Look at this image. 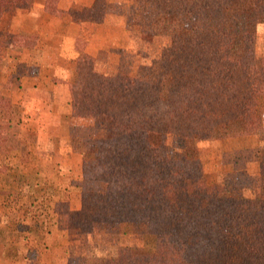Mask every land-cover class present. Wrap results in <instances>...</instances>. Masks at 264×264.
<instances>
[{
    "label": "trees",
    "instance_id": "obj_1",
    "mask_svg": "<svg viewBox=\"0 0 264 264\" xmlns=\"http://www.w3.org/2000/svg\"><path fill=\"white\" fill-rule=\"evenodd\" d=\"M32 1L0 0V18L6 8L26 9ZM56 1L47 3V10L55 15ZM186 1L210 17L227 8L231 15L233 5L240 0ZM249 2L253 11L264 13V0ZM255 43V32L234 26L187 40L174 36L162 54L161 73L175 76V101L161 95L159 80L153 83L141 77H125V83L113 79L105 87L107 95L98 96L102 115L133 111L135 120L132 127L110 138L108 149L94 153L104 191L83 194L84 200L94 202L89 206L82 201L78 213L84 216L89 208L92 213L108 211L120 222L154 225L162 236L171 229L199 225L205 233L196 231L195 235L209 244L207 252L192 257L167 252L131 253L130 259L139 258V264H264V199L256 210H237V200L228 196L222 185L206 181L201 160L194 152L174 151L166 143L170 134L192 139L227 123L234 125L236 135H251L261 129L257 110L264 105V54L256 57ZM76 72L79 84L85 76L94 78L92 83L106 80L95 73L93 59L85 54L78 57ZM3 92L0 154L5 147L14 146L18 134L14 131L13 104ZM259 168L264 176V151L259 156ZM201 210L210 213V218L213 214L212 220L198 221L195 216Z\"/></svg>",
    "mask_w": 264,
    "mask_h": 264
},
{
    "label": "rangeland",
    "instance_id": "obj_2",
    "mask_svg": "<svg viewBox=\"0 0 264 264\" xmlns=\"http://www.w3.org/2000/svg\"><path fill=\"white\" fill-rule=\"evenodd\" d=\"M126 1L127 4L123 5H126L125 9L121 7L120 11H116L129 16V28L147 48L153 42L159 46L140 52L137 62L127 65L124 73L106 77V80L97 79L93 83L94 78L85 76L83 84H79L75 78L76 81L70 85L71 108H68V113H62L63 110L59 109L61 118L50 120V133L66 136L63 141L66 151L82 152L80 174H60L51 165L45 173L22 169L11 173L16 161L20 166L27 163L37 165L41 161L32 162L29 156L30 151L36 150L31 141L34 138L27 134L32 126L26 120L28 115L24 107L28 108L29 105L26 102L23 107L19 98V103L13 105L12 116L17 126L14 131L18 134L14 138V146L5 147L0 154V243L5 246L15 243L20 261L36 259L38 250L33 246L35 243L40 244L44 237V244L63 243L67 247L62 264H139V258L130 259L131 253L141 255L167 252L174 256L192 257L209 250L208 242L203 243L202 237L195 235L196 231L199 234L205 233V229L199 225L195 228L186 226L171 229L162 236L154 225L120 222L116 214L108 211L97 210L92 213L89 208L84 216L78 213L82 201L83 205L89 202V206L94 202V199L86 197L84 200L83 194L104 191V184L98 181L100 169L93 158L94 153L108 149L110 138L132 127L135 120L133 111H121L112 117L102 115L97 107L98 96L107 95L108 89L105 87L113 79L125 83V77H141L153 83H159V80L161 95L175 101L177 80L170 73H161L162 54L172 45L174 36L187 40L193 35L226 31L233 26L251 30L256 35L254 53L258 57L264 54V13L253 11L250 0H240L234 4V13L231 12L233 17L227 11L228 8L206 17L204 12L195 10L186 0ZM98 2V8L91 13L96 20L104 12L103 0ZM73 15L75 19H80L79 13ZM12 88L17 90L15 96L18 97V80L15 78L9 79L0 91L4 89L3 93L9 95L10 92L5 91ZM25 98H30V95ZM257 112L262 127L255 134L236 135L234 125L227 123L217 126L210 134L192 139H183L173 134L166 138L170 149L178 152L192 151L200 158L206 181L222 185L226 194L237 200V210H256L264 199V176L259 168V156L264 151V105ZM72 119L75 120L72 122ZM14 147L17 149L11 151ZM16 150L18 157L15 161L14 157L10 158V151ZM59 185L62 186L60 189ZM76 202L80 204L77 210L74 209ZM210 216V213L201 210L195 218L201 222L208 218L212 220L213 214ZM48 230L53 234L46 236ZM31 246L34 249L31 250ZM46 255L52 258V253Z\"/></svg>",
    "mask_w": 264,
    "mask_h": 264
},
{
    "label": "crops",
    "instance_id": "obj_3",
    "mask_svg": "<svg viewBox=\"0 0 264 264\" xmlns=\"http://www.w3.org/2000/svg\"><path fill=\"white\" fill-rule=\"evenodd\" d=\"M47 3L48 0H33L26 9L8 7L0 18V60L3 63L0 67V89L9 79L18 80V97L15 96V88L5 92H10L13 105L19 103L18 98L22 106L28 103V108L23 106L28 115L26 120L32 126L27 134L32 135L34 140L31 141L36 147L29 156L32 162L41 160L37 165L27 163L24 164L26 167L20 166L16 161L17 150L11 152L17 149L14 147L10 149V158L14 157L16 164L12 165L11 173L20 169L45 173L51 165L60 174H80L82 152L66 151L63 146L66 136L50 133V120H59L61 110L68 113V108H71L70 85L77 78L78 57L85 54L92 58L95 73L111 77L124 73L127 65L137 62L140 52L159 44L153 42L147 48L129 28V16L116 11L121 7L125 9L126 0H103L104 12L97 20L91 13L98 8V0H57L56 15L47 10ZM76 12L80 19L74 18ZM26 94L30 98L26 99ZM61 187L59 185V189ZM79 207V202H76L74 209ZM51 234L50 230L46 231V236ZM44 242L45 237L42 244L33 246L38 250L36 259L22 261L15 243L11 242L9 246L0 243V264H62L67 247L63 243L49 245ZM46 253H52V258L49 259Z\"/></svg>",
    "mask_w": 264,
    "mask_h": 264
}]
</instances>
